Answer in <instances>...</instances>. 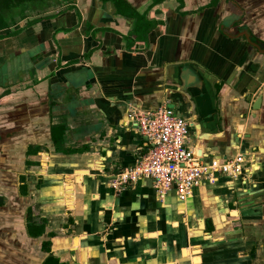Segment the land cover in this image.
<instances>
[{
  "label": "crops",
  "instance_id": "0c3cea01",
  "mask_svg": "<svg viewBox=\"0 0 264 264\" xmlns=\"http://www.w3.org/2000/svg\"><path fill=\"white\" fill-rule=\"evenodd\" d=\"M246 31L264 42V0L4 12L0 264H264V54ZM164 102L190 120L205 160L251 153L248 182L219 176L186 199L158 197L148 178L114 189L144 149L130 107Z\"/></svg>",
  "mask_w": 264,
  "mask_h": 264
},
{
  "label": "built area",
  "instance_id": "2783aa9c",
  "mask_svg": "<svg viewBox=\"0 0 264 264\" xmlns=\"http://www.w3.org/2000/svg\"><path fill=\"white\" fill-rule=\"evenodd\" d=\"M128 118L144 138V149L133 165L116 174L111 183L114 189L148 178L158 197L173 189L179 198L186 199L196 185L214 183L219 176L248 182L254 164L251 153L205 160L196 145L188 144V119L166 102L146 110L130 107Z\"/></svg>",
  "mask_w": 264,
  "mask_h": 264
},
{
  "label": "trees",
  "instance_id": "16d2710c",
  "mask_svg": "<svg viewBox=\"0 0 264 264\" xmlns=\"http://www.w3.org/2000/svg\"><path fill=\"white\" fill-rule=\"evenodd\" d=\"M47 3L46 0H0V20L2 19V15L4 12H10L14 9H17L19 7H21L24 4H35V3ZM29 234L31 236H39L44 232V229H37L36 231H33V228H28ZM42 248L44 249V251H50V242L49 241H44L43 242V246ZM43 264H63L57 257H55L52 254H49Z\"/></svg>",
  "mask_w": 264,
  "mask_h": 264
},
{
  "label": "water",
  "instance_id": "95a60500",
  "mask_svg": "<svg viewBox=\"0 0 264 264\" xmlns=\"http://www.w3.org/2000/svg\"><path fill=\"white\" fill-rule=\"evenodd\" d=\"M245 35H246V38L248 39V41L251 43V44H253V45H255V47H257L258 48V50L262 53V54H264V42H262V41H260L259 39H256L255 41H253L252 40V34H251V32L249 33V32H247L246 31V33H245ZM251 99V96L249 95V97H248V101ZM261 102H262V94L260 95H258V97H257V99H256V101H255V103H254V109H259L260 107H261ZM188 122L190 123V120L188 119ZM191 124V123H190Z\"/></svg>",
  "mask_w": 264,
  "mask_h": 264
},
{
  "label": "rangeland",
  "instance_id": "374dc122",
  "mask_svg": "<svg viewBox=\"0 0 264 264\" xmlns=\"http://www.w3.org/2000/svg\"><path fill=\"white\" fill-rule=\"evenodd\" d=\"M46 1H48L50 4H51L52 2H55V0H46ZM56 1H59V0H56ZM49 3H39V2H37V3H35V4H31L30 6H31L32 8H39V9H42V8H45L46 6H48Z\"/></svg>",
  "mask_w": 264,
  "mask_h": 264
},
{
  "label": "flooded vegetation",
  "instance_id": "af4514ba",
  "mask_svg": "<svg viewBox=\"0 0 264 264\" xmlns=\"http://www.w3.org/2000/svg\"><path fill=\"white\" fill-rule=\"evenodd\" d=\"M252 40H253V41H255V40H256V39H255V36H252ZM257 49H258V48H257Z\"/></svg>",
  "mask_w": 264,
  "mask_h": 264
}]
</instances>
